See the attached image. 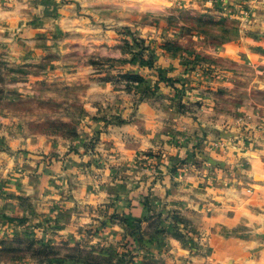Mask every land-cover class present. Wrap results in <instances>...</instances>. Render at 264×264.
Segmentation results:
<instances>
[{"label":"rangeland","instance_id":"rangeland-1","mask_svg":"<svg viewBox=\"0 0 264 264\" xmlns=\"http://www.w3.org/2000/svg\"><path fill=\"white\" fill-rule=\"evenodd\" d=\"M252 1L0 0V264H146L150 242L169 236L194 252L208 241L210 254L229 264H264V7L255 9ZM175 70L191 74L194 85L172 76ZM105 84L121 97L134 95L136 108L168 104L189 115L193 147L165 168L147 151L133 166H113L108 182L115 200L106 207L90 200L66 207L71 214L107 210L105 218L61 224L62 201L20 198L11 185H27L34 173L23 165L41 158L50 169L45 177L56 182L48 191L73 192L75 176L69 175L76 170L84 179L78 183L97 188L106 177L99 167L89 161L80 168L68 155L78 152L92 109L107 108V101L91 99L98 94L90 89ZM206 117L210 123L202 125ZM178 133L173 139L187 136ZM96 142L86 143L91 155ZM194 165L207 181L200 192L213 197L207 201L182 197L191 194L181 179ZM123 195L131 208L132 200L141 202L146 215L132 219L129 207H117ZM33 203L35 221L27 218ZM29 221L23 233H13L12 223ZM103 221L141 232H127L109 246L88 241L90 232L73 237L76 228H103Z\"/></svg>","mask_w":264,"mask_h":264},{"label":"crops","instance_id":"crops-1","mask_svg":"<svg viewBox=\"0 0 264 264\" xmlns=\"http://www.w3.org/2000/svg\"><path fill=\"white\" fill-rule=\"evenodd\" d=\"M260 1L264 0H254L251 2L254 4L255 9H262L264 7V4L260 3ZM141 73L144 76L149 74L148 71L143 69L141 70ZM170 74L172 76L183 75L187 79V84L191 87L195 83L191 74H183V72L180 70H175ZM90 89H94L96 94H98L96 99L92 97L91 99L107 101V108H102L100 110L99 108H96L95 110L92 109L90 116L85 119V126L79 131V137L77 139L76 146L78 152L76 150L71 152L70 154L73 155H68V158H70L71 161H76L77 165H83L80 166V168L82 167L83 169L86 168L89 161L94 163L95 165L92 168L99 167L98 171H101V173L106 175L105 179L97 184V188L93 186V182L91 183L92 186H88L86 183L80 184L78 182H82L84 179L82 176H78V173L80 172L76 170L69 175L70 178L75 176V186L73 184V192H69L67 193L69 195H67L65 194V189L48 191L50 186L56 185V182H54V178L51 179L45 177V173L50 170L49 167L45 166L46 164L45 162L41 161V158H35L23 165L24 167L31 169V171L34 173V178H28V184L22 185L21 187H16L13 183L11 185V189L16 190V195L20 198L28 194L27 196L33 198L34 201L37 200L41 202L40 197L45 195L44 200L50 201L55 199L62 201V206L57 205L59 207L56 210V218L61 220L59 221L61 224H65L67 220L71 219H80V221L88 220L92 222V219L87 215H92L93 217L102 216L105 218L106 214H108L107 210H100V215L80 214V212H77L76 210L75 212L78 214H71L70 212H66V207L69 204L71 206L72 202H74L76 207L77 202L87 200L99 203L100 206L106 207L108 202L115 200V194L110 192L111 185L108 182L109 176H112L113 178L115 176L111 171L113 166H116L117 169L123 168V165L133 166L132 163L136 159L137 155L141 151H147L154 153L156 158L155 163L160 168H165L171 163H176L179 158L188 156L193 147V142L191 140L193 139V136H195L196 128L194 125L188 126V120H191L189 115L178 113L176 109L170 107L168 104L158 107L155 103H151V105H149L147 102H144L139 104L136 108L132 102V97L134 95L132 96L130 94H126L121 97V93L114 91V88L109 84L102 85L101 87L91 86ZM163 90L164 93L167 94V97H171V91L169 89L163 88ZM115 101H117V104L115 105L109 103ZM199 112H201V110H199ZM200 119H202V117ZM208 119L209 117H206V121L204 120V122L201 124H209L210 122L207 123ZM217 127L221 128L218 124ZM177 132H179L178 134L180 136L182 134L187 135L186 138L183 139L176 137L173 139L172 134ZM93 137H96L97 139V142L94 145L95 155H91L93 154L92 151L87 150L86 147L87 141H91ZM76 153L82 155H75ZM194 161L195 159L193 158L188 160V162H191L192 164L195 163ZM66 164L68 165L67 162ZM51 165L53 166V162ZM136 173L137 172L135 171L134 175L136 179L141 178L140 175L136 176ZM200 173H202V171L200 169H196V166L194 165L192 172L187 173L185 178L181 179L185 182L182 187H184V185L187 186V188L190 189L191 194L196 191L194 196H191L189 193H186L182 196L187 199V202L188 199L190 201L191 199H195L196 201H207L213 198L209 193L205 194L200 192V188L207 186L206 179L198 177ZM166 179L167 182H172L170 178ZM175 180L178 184L179 177H176ZM43 181L47 186L44 188H39L38 183ZM30 182L31 184H29ZM173 188L178 189L176 187ZM129 203V198L126 195H123L116 200V206L122 207V209L131 206H127ZM20 205L23 206L22 202ZM132 205L134 206L132 208L129 207L127 212V215L132 216V219H140L146 215L145 209L141 202H138L134 199L132 200ZM31 208H33L34 211L27 218L32 219L31 221H35V218L38 216V214L35 211L34 203ZM22 214L16 216L23 217L21 216ZM31 221L27 222L26 224L12 223L10 227L13 233H16V231L23 233ZM101 224L105 227L89 231L85 229L81 230V227H78V231L76 228L74 231L75 235L73 234V237L76 236L79 239H83L85 237L84 234L90 232V235L88 236L89 238L86 237L88 241L91 238H94L98 244L104 242L103 245L109 246V243L120 242L127 232H141L135 227V229L127 228V232H125L126 229L124 224H120L119 222L114 224L116 225L115 227L112 226L113 224H108V222L104 221ZM138 224L140 223L138 222ZM147 226L148 223L144 222L141 223L140 228L142 231H144L146 230ZM73 237L71 238L74 239ZM210 245V242H204L203 246L201 245L202 247H200V251L194 252L195 249L183 246V244L173 236L166 237V239H163V242L152 240L150 242L149 250L145 251L147 255L146 257L148 258L145 262L146 264H153L155 262L158 264H229V262H227L224 257L213 256L212 252L210 254ZM149 256L153 257V259L151 260ZM230 264H235L233 259L231 260Z\"/></svg>","mask_w":264,"mask_h":264}]
</instances>
